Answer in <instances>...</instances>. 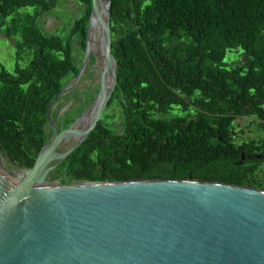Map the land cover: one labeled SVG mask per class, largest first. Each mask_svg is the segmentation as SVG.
Segmentation results:
<instances>
[{"label": "trees", "instance_id": "trees-1", "mask_svg": "<svg viewBox=\"0 0 264 264\" xmlns=\"http://www.w3.org/2000/svg\"><path fill=\"white\" fill-rule=\"evenodd\" d=\"M57 1L0 0V29L17 39L14 71L0 61V152L19 168L49 142L47 107L80 70L73 38L87 46L91 0H80L85 13L67 35L42 32L40 15ZM111 34L117 79L106 109L118 103L123 128L101 119L54 170L62 184L196 178L264 190V139L237 142L234 130L239 117L264 121V0H112ZM73 92L51 106L55 123L56 103ZM173 111L183 114L165 117Z\"/></svg>", "mask_w": 264, "mask_h": 264}, {"label": "water", "instance_id": "water-1", "mask_svg": "<svg viewBox=\"0 0 264 264\" xmlns=\"http://www.w3.org/2000/svg\"><path fill=\"white\" fill-rule=\"evenodd\" d=\"M111 1L102 14L91 0L83 65L47 107L52 136L33 166L18 170L15 181L0 166V264H264L262 189L196 178L48 184V173L88 138L113 96ZM93 21L102 29L97 107L79 133L78 120L58 130L50 108L91 60Z\"/></svg>", "mask_w": 264, "mask_h": 264}, {"label": "rangeland", "instance_id": "rangeland-1", "mask_svg": "<svg viewBox=\"0 0 264 264\" xmlns=\"http://www.w3.org/2000/svg\"><path fill=\"white\" fill-rule=\"evenodd\" d=\"M28 11V9H25L20 13L25 14ZM83 13H85V5L80 0H58L56 6L53 9L43 12L40 15L38 25L42 32L46 35L61 34L65 36L69 33L76 18H78ZM16 43V38L7 37L4 33V29H0V61L10 72L14 71L17 62ZM93 45L95 46L96 42H94ZM72 49L74 62L79 68H81L85 59V51L81 48L77 37L73 38ZM231 58L233 59V56L229 54L227 60L230 61ZM30 59L31 53L29 51L24 52L20 60L21 65L24 66L28 64ZM234 61L240 62L238 57H236ZM100 64L101 62H99L98 58L95 55H92L91 60L88 62L83 75L79 79L76 86L71 89L74 90V92L70 95L69 98L62 99L56 103L55 107L60 103L63 104L62 108L57 111V121L55 125L58 129L60 127L66 128L63 126L65 125V121L64 119H62L66 114H69L72 117V122L70 123L71 125L80 119L84 111H87L91 108L92 103L99 91ZM75 78L76 75H72L67 80L66 86L73 83ZM180 114L182 115L183 113L181 111H173L170 114H167L165 117L171 118ZM101 119L115 131H122L123 127L121 108L118 103L115 102L111 105V107L106 109ZM234 130L236 132L235 140L237 142L251 139H264V121L256 118L255 116L237 118L234 121ZM73 142L74 141L72 140L64 141L60 145L59 149L65 150L70 147ZM1 159L3 161V167L1 166L2 171H4L6 177L10 176V172H12L10 180L15 181V175L17 171L23 168H19L2 153ZM261 170L263 171V173L259 177L264 180V165L261 167ZM49 180L51 182H49L48 180L47 182L50 185L62 184L61 180L54 177V175H52Z\"/></svg>", "mask_w": 264, "mask_h": 264}, {"label": "bare ground", "instance_id": "bare-ground-1", "mask_svg": "<svg viewBox=\"0 0 264 264\" xmlns=\"http://www.w3.org/2000/svg\"><path fill=\"white\" fill-rule=\"evenodd\" d=\"M97 5H98L100 12L102 14H104V11L106 9L105 8L106 0H97ZM89 31H90V34H89V51L92 55H95L98 58L99 62L102 63V61H103V55H102V51H101L102 29L97 22L93 21L91 23ZM94 42H96L95 46L93 45ZM110 83H111V78L108 77L107 86H109ZM97 103H98V101L86 112V114L83 117H81L77 121V123L75 124V131L76 132L79 133L87 125V123L91 120V118L95 112V109L97 107ZM0 166L3 167V161L2 160H0ZM10 173L12 175V172H10ZM10 176H8L7 178L10 179Z\"/></svg>", "mask_w": 264, "mask_h": 264}, {"label": "flooded vegetation", "instance_id": "flooded-vegetation-1", "mask_svg": "<svg viewBox=\"0 0 264 264\" xmlns=\"http://www.w3.org/2000/svg\"><path fill=\"white\" fill-rule=\"evenodd\" d=\"M55 121H57V118L55 119ZM69 127V126H68ZM68 127H66V128H68ZM66 128H63V127H60L58 130H63V129H66ZM58 151H64V150H60L59 148H58ZM60 164V163H59ZM58 164V165H59ZM58 165H56L49 173H48V175H47V180L49 181V182H51L49 179L51 178V176L52 175H54V177H56L55 176V172H54V170L56 169V167L58 166ZM56 178H58V179H60L61 180V176H59V177H56ZM54 180H55V178H54Z\"/></svg>", "mask_w": 264, "mask_h": 264}]
</instances>
